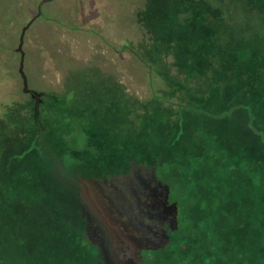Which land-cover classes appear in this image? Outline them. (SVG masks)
I'll list each match as a JSON object with an SVG mask.
<instances>
[{
    "label": "rangeland",
    "instance_id": "obj_1",
    "mask_svg": "<svg viewBox=\"0 0 264 264\" xmlns=\"http://www.w3.org/2000/svg\"><path fill=\"white\" fill-rule=\"evenodd\" d=\"M142 165L137 264H264V0H0V264H108L79 185Z\"/></svg>",
    "mask_w": 264,
    "mask_h": 264
},
{
    "label": "flooded vegetation",
    "instance_id": "obj_2",
    "mask_svg": "<svg viewBox=\"0 0 264 264\" xmlns=\"http://www.w3.org/2000/svg\"><path fill=\"white\" fill-rule=\"evenodd\" d=\"M154 173L152 167L134 166L121 175L80 183L79 190H87L80 197L88 218L83 219L85 235L106 263L137 264L145 251L164 247L177 229L167 209L171 212L172 202L163 198L166 183Z\"/></svg>",
    "mask_w": 264,
    "mask_h": 264
},
{
    "label": "trees",
    "instance_id": "obj_3",
    "mask_svg": "<svg viewBox=\"0 0 264 264\" xmlns=\"http://www.w3.org/2000/svg\"><path fill=\"white\" fill-rule=\"evenodd\" d=\"M114 18H112L111 17V21L113 20ZM108 22H109V20H108ZM113 22H114V20H113ZM108 25V24H107ZM119 32H120V30H119ZM121 33V32H120ZM22 91V90H21ZM23 92V91H22ZM189 248H192V249H195V247H186V248H184V250H188Z\"/></svg>",
    "mask_w": 264,
    "mask_h": 264
},
{
    "label": "water",
    "instance_id": "obj_4",
    "mask_svg": "<svg viewBox=\"0 0 264 264\" xmlns=\"http://www.w3.org/2000/svg\"><path fill=\"white\" fill-rule=\"evenodd\" d=\"M20 72H21V69H20ZM24 77V76H23ZM23 81H24V87H25V77L23 78Z\"/></svg>",
    "mask_w": 264,
    "mask_h": 264
}]
</instances>
